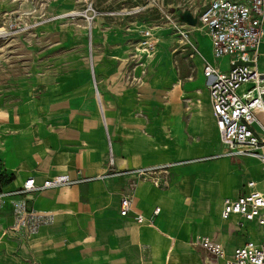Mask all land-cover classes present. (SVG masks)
<instances>
[{
  "label": "crops",
  "instance_id": "0c3cea01",
  "mask_svg": "<svg viewBox=\"0 0 264 264\" xmlns=\"http://www.w3.org/2000/svg\"><path fill=\"white\" fill-rule=\"evenodd\" d=\"M10 1L0 0V13L13 7L14 3L5 5ZM197 31L209 40L206 54L202 52L208 57L205 62L227 69V58H213L204 30L194 29L190 36ZM204 64L203 94L208 100ZM258 67L264 71V43L259 46ZM39 75L44 80L34 83L38 93L20 101L17 116L8 122V136L0 143V191L19 190L29 176L37 184L60 173L83 180L2 199L0 264H195L205 257L202 248L190 243L196 234L221 242L227 253L247 240L258 239L254 222L235 214L224 219L221 211L224 198L239 195L246 180H255L262 188L264 171L254 177L244 165L239 181L237 168H231L226 156L200 161L191 171L178 168L180 185L172 189L138 181L132 190V211L119 214L120 197L129 191L128 170L215 155L220 141L211 107L201 113L188 110L175 99L176 87L173 98L160 108H155L148 92L140 107L132 89L117 92L121 84L117 74L73 70L59 75L49 70ZM165 83L155 78L147 89L152 85L161 89ZM94 89L103 95L104 106L94 97ZM187 126L188 136H194L192 142L187 141ZM208 128L217 136L216 145L207 139ZM208 195L219 199L218 227L207 214ZM24 210L38 215V223L28 235L23 228L11 230ZM135 213L143 214L150 224H136ZM229 223L237 233H229ZM147 251L149 256L143 258L142 252Z\"/></svg>",
  "mask_w": 264,
  "mask_h": 264
},
{
  "label": "rangeland",
  "instance_id": "374dc122",
  "mask_svg": "<svg viewBox=\"0 0 264 264\" xmlns=\"http://www.w3.org/2000/svg\"><path fill=\"white\" fill-rule=\"evenodd\" d=\"M12 1L5 5L14 3ZM203 2L204 0H28L25 9L31 15L25 14L28 19L25 22H34L0 40V143L3 144V139L8 136V122L17 116L20 101L26 95L33 97L38 93L39 89L34 83L37 80V84H40L44 80L39 75L42 71L52 70L59 75L73 70H86L89 73L93 70L105 76L117 74V80L121 83L117 92L120 94L132 89L140 107L148 92L151 93L155 108H160L173 98L171 92L176 87L175 99L185 104L188 110L191 108L197 113L208 111L210 105L203 94L206 91L201 67L208 59L205 49L209 46V40L204 32L197 31L196 36L182 42L162 13V9L167 14L173 13L175 9L198 12ZM145 29H150L157 37L150 56L137 49L141 48L142 32ZM3 32L2 29L1 34ZM155 78L166 80V83L161 89L158 85L147 89L148 83H152ZM167 80L170 82L167 83ZM93 92L98 102L97 92L104 102L103 95L98 90L94 89ZM158 111L155 110L156 113ZM185 131L188 136V126ZM206 136L210 142L217 144V136L212 128H208ZM193 137L188 136L187 141L192 142ZM218 145L219 149L216 148L213 156L165 163L168 164L167 171L160 174L162 183L158 186L147 180L159 189H172L180 185L178 168L191 171L194 166L200 165L198 162L221 156L229 158L232 169L237 168L235 173L239 181L243 179L245 169L254 177L264 171V167L252 159L244 158L247 159L245 162L241 157L229 154L219 142ZM192 195L196 197L197 193ZM209 196L206 200L207 214L218 227L221 225L217 213L219 199L217 195ZM156 222L158 223V219ZM228 226L229 233H237L232 223ZM248 228L253 229V225L249 224ZM148 256V251L142 252L143 258Z\"/></svg>",
  "mask_w": 264,
  "mask_h": 264
},
{
  "label": "built area",
  "instance_id": "2783aa9c",
  "mask_svg": "<svg viewBox=\"0 0 264 264\" xmlns=\"http://www.w3.org/2000/svg\"><path fill=\"white\" fill-rule=\"evenodd\" d=\"M10 10L0 13V40L10 33L17 32L34 21H28L25 14L31 15L25 6L28 0H13ZM165 14L169 27L176 30L180 40L189 41L194 29H202L209 36L214 59L227 58L228 68L205 62L202 70L206 78L208 100L215 121L220 144L231 155L259 161L264 166V71L258 67L259 46L264 43V0H204L197 12V23L190 26L180 21L174 13ZM143 41L138 51L150 56L157 42L150 30L142 32ZM109 163L112 152L109 149ZM168 164L158 167H139L128 170L129 191L119 200V214L126 216L132 211V190L138 181L151 180L156 186L162 183L160 174L167 171ZM71 178L66 173L56 174L37 184L33 176L27 177L15 192L0 191V203L5 196L13 193H28L45 188H54L82 181ZM258 182L248 179L243 183V191L233 198H224L222 218L235 214L254 222L259 228L257 240H247L227 253L224 245L214 238L196 234L191 244L205 251V257L195 264H264V176ZM159 208L153 210L156 215ZM36 212L24 210L11 230L23 228L30 234L38 223ZM136 224L148 223L143 214L135 213Z\"/></svg>",
  "mask_w": 264,
  "mask_h": 264
},
{
  "label": "water",
  "instance_id": "95a60500",
  "mask_svg": "<svg viewBox=\"0 0 264 264\" xmlns=\"http://www.w3.org/2000/svg\"><path fill=\"white\" fill-rule=\"evenodd\" d=\"M180 21H183L187 25L195 26L197 23V12H191L190 10L175 9L173 12Z\"/></svg>",
  "mask_w": 264,
  "mask_h": 264
},
{
  "label": "bare ground",
  "instance_id": "6f19581e",
  "mask_svg": "<svg viewBox=\"0 0 264 264\" xmlns=\"http://www.w3.org/2000/svg\"><path fill=\"white\" fill-rule=\"evenodd\" d=\"M2 33V29L0 28V34ZM97 98L100 100L99 102H101L102 106H104V103L102 102V97L99 95V93L97 92ZM101 106V105H100ZM102 108V107H101ZM100 110V109H99ZM6 150V149H5ZM8 154V153H7Z\"/></svg>",
  "mask_w": 264,
  "mask_h": 264
}]
</instances>
